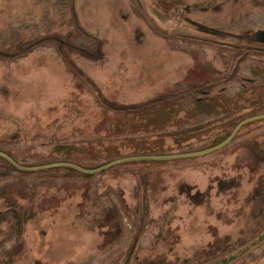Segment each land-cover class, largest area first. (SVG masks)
Here are the masks:
<instances>
[{
  "label": "rangeland",
  "instance_id": "obj_1",
  "mask_svg": "<svg viewBox=\"0 0 264 264\" xmlns=\"http://www.w3.org/2000/svg\"><path fill=\"white\" fill-rule=\"evenodd\" d=\"M261 113L264 0H0V151L21 165L200 150ZM0 264H264V118L89 176L0 158Z\"/></svg>",
  "mask_w": 264,
  "mask_h": 264
},
{
  "label": "water",
  "instance_id": "obj_2",
  "mask_svg": "<svg viewBox=\"0 0 264 264\" xmlns=\"http://www.w3.org/2000/svg\"><path fill=\"white\" fill-rule=\"evenodd\" d=\"M264 118V113L261 114H256L252 116H248L245 118H242L239 120L234 127L231 129V131L228 133V135L223 138L221 141L208 146L206 148L200 149V150H195V151H189V152H181V153H175V154H152V155H134V156H126V157H119L115 158L113 160H110L100 166L94 167V168H86L83 167L79 164L69 162V161H57V162H51V163H46L38 166H24L15 161L11 156H9L7 153L0 151V157L5 159L8 163H10L13 167L22 170V171H33V170H41V169H47V168H52V167H68L75 169L79 172L82 173H96L101 170H104L106 168H109L115 164L123 163V162H128V161H137V160H170V159H178V158H186V157H195V156H200L204 155L207 153H210L212 151H215L224 145H226L236 134L238 129L243 126L244 124L262 119Z\"/></svg>",
  "mask_w": 264,
  "mask_h": 264
},
{
  "label": "trees",
  "instance_id": "obj_3",
  "mask_svg": "<svg viewBox=\"0 0 264 264\" xmlns=\"http://www.w3.org/2000/svg\"><path fill=\"white\" fill-rule=\"evenodd\" d=\"M160 102V101H159ZM159 102H151L150 104H145V105H142V106H140V107H138V108H136L135 107V109L134 108H131V110H129V111H127V112H124V113H131L133 116H137L138 118H142V119H144V122H149V121H151L152 119H153V113L151 112V108L155 105V104H158ZM161 102H165V101H161ZM153 109V108H152ZM132 110H134V111H132ZM123 111H120V113H122ZM121 123V121H120V119H118V121H117V124H118V126H119V124ZM249 123V122H248ZM247 124V123H246ZM130 125H132V124H130ZM245 125V124H244ZM117 126V125H116ZM234 127V126H233ZM232 127V128H233ZM242 127V126H241ZM240 127V128H241ZM231 128V129H232ZM239 128V129H240ZM238 129V130H239ZM191 131H196V130H186L185 132H181V133H184V134H186V133H190ZM231 131V130H230ZM229 131V132H230ZM228 132V133H229ZM238 132V131H237ZM236 132V133H237ZM228 133L226 134V136L228 135ZM184 134H182V135H184ZM225 136V137H226ZM224 137V138H225ZM141 139H139L138 141H140ZM222 140V139H221ZM220 140V141H221ZM157 142V141H156ZM153 149V148H152ZM152 149H149L146 153H156L157 151H152ZM146 153H144V154H146ZM8 154V153H7ZM66 154H71V152L70 151H68V152H66ZM9 155V154H8ZM9 156H11V155H9ZM12 157V156H11ZM2 160H4L6 163H7V165L8 166H10L11 168H14L15 169V167H13L10 163H8L5 159H3L2 157H0ZM13 158V157H12ZM117 158H119V157H117ZM14 159V158H13ZM15 160V159H14ZM69 160V159H68ZM112 160V159H111ZM16 161V160H15ZM108 161H110V160H108ZM108 161H106V162H108ZM70 162V161H69ZM106 162H104V163H106ZM116 165V164H115ZM100 166V165H99ZM94 167H97V166H94ZM94 167H88V168H94ZM59 168H65V169H69V170H71V171H73V172H76V173H79V174H81V175H85V176H89L90 174L89 173H82V172H79V171H77V170H75V169H72V168H68V167H59ZM17 169V168H16Z\"/></svg>",
  "mask_w": 264,
  "mask_h": 264
}]
</instances>
